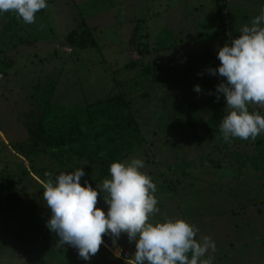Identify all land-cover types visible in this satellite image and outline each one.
<instances>
[{"label": "rangeland", "instance_id": "1", "mask_svg": "<svg viewBox=\"0 0 264 264\" xmlns=\"http://www.w3.org/2000/svg\"><path fill=\"white\" fill-rule=\"evenodd\" d=\"M46 2L34 24L0 12V60L12 63L0 80V264H133L135 242L126 234L117 245L106 235L86 261L46 224L42 169L92 171L89 156L108 158L116 148L128 153L122 161L142 159L157 186L160 212L150 219L195 224L197 238L215 241L214 264H264V132L223 140L226 100L216 99L223 78L207 71L264 0H228L224 11L215 0ZM122 101L139 132L112 128L119 122L112 102ZM249 109L264 115V107ZM40 119L47 131L67 133L78 122L84 132L74 143L35 150L29 127ZM126 138L132 145L122 149ZM98 206L107 213L102 192Z\"/></svg>", "mask_w": 264, "mask_h": 264}, {"label": "clouds", "instance_id": "2", "mask_svg": "<svg viewBox=\"0 0 264 264\" xmlns=\"http://www.w3.org/2000/svg\"><path fill=\"white\" fill-rule=\"evenodd\" d=\"M47 7L46 0H0V12H14L26 24H34L36 13ZM237 31L238 36L219 48L220 65L207 69L223 78L216 86V99L223 95L226 100L227 114L219 128L228 143L231 138L254 140L264 132V115L249 110L250 106L264 107V8ZM194 91L202 92L201 86L195 85ZM143 168L140 158L114 161L110 178L96 187L87 180L82 184L84 168L61 172L54 180L46 172L43 200L51 210L46 224L59 237L58 243L71 245L80 259L90 261L106 235L117 245L126 234L129 242H135L133 264H214L209 250L215 252V241L208 235L197 238L195 224L183 217L150 219L160 212L157 186ZM101 192L107 213L98 206ZM121 251L117 248L115 255L119 257Z\"/></svg>", "mask_w": 264, "mask_h": 264}, {"label": "trees", "instance_id": "3", "mask_svg": "<svg viewBox=\"0 0 264 264\" xmlns=\"http://www.w3.org/2000/svg\"><path fill=\"white\" fill-rule=\"evenodd\" d=\"M217 7L220 11H224L225 9H227L228 7V0H215ZM86 29L91 33V30L88 27H86ZM88 33V32H87ZM12 63L9 61H2L0 60V72L2 73H6L7 70L11 67ZM108 99H105L104 102H108ZM123 102V101H122ZM112 106L115 108V111L112 112V118L115 119V123L117 120H119V122L116 124V126H112V128H116L119 127V129H128L127 132L130 133H136L139 132L140 128L138 126L136 117L134 116V114L132 113L131 110L129 111H125L123 109L125 102L121 103V104H117L116 102H112ZM250 111H254L252 109H249ZM126 112V113H125ZM124 114H126V116H123ZM41 119H43V117H41ZM38 120L37 122H33L31 123L30 127H29V136L32 142H34L35 144V150H38V146H40V144L45 145L46 148H52L53 146H57V148L62 147L63 145H67V144H71L74 143L76 141V138H78L80 135L83 134L84 132V128L82 125H80L78 122H76L75 124H73V126L70 128V130L65 133V132H60V133H54L51 131H47L45 129V122L42 120ZM106 129H102L98 134H102L103 132H105ZM125 134H122V136H124ZM74 136H76L74 138ZM133 137V136H131ZM130 137V138H131ZM131 142L128 141V139L126 138L125 140H123V142L121 143V145L119 146L122 149H127L129 147H131ZM32 149V148H31ZM31 149L29 148V150H27V152H25V156H27L28 153L31 152ZM117 149L115 150V152H113L108 158L106 157H102L99 159H96L92 156L90 157V165H93L94 168L92 169V171H89L87 169V165H79V168H84V171L87 175V177H90L89 179L86 178H81V182L82 184L84 183L85 180L89 181L92 186L94 187L99 181H101L103 178L107 177L110 174V165L111 163H113L114 161H122L125 156L128 155V153H124L123 155H117ZM63 153V151L59 150L57 152H55L54 154H52L53 158H59V155H61ZM23 154V153H22ZM23 154V155H24ZM98 158V157H97ZM60 162V161H59ZM33 168V167H32ZM78 168V166H76V169ZM74 170H68L67 168H64L63 165L61 164V166H57L56 168H51V169H42V174H43V181L46 182L48 177L45 176V173H51L53 180L55 179L56 176H58L61 172H73ZM7 180H9L8 183V187H11L12 185H15V182L8 178Z\"/></svg>", "mask_w": 264, "mask_h": 264}, {"label": "built area", "instance_id": "4", "mask_svg": "<svg viewBox=\"0 0 264 264\" xmlns=\"http://www.w3.org/2000/svg\"><path fill=\"white\" fill-rule=\"evenodd\" d=\"M4 76H5V74L4 73H2V72H0V80H2L3 78H4ZM124 250L123 251H121V256L123 255V256H125L126 258H129V254L128 253H125V255H124Z\"/></svg>", "mask_w": 264, "mask_h": 264}]
</instances>
